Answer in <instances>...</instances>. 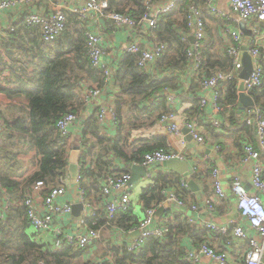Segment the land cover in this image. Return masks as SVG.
Wrapping results in <instances>:
<instances>
[{"label":"trees","instance_id":"trees-1","mask_svg":"<svg viewBox=\"0 0 264 264\" xmlns=\"http://www.w3.org/2000/svg\"><path fill=\"white\" fill-rule=\"evenodd\" d=\"M107 1L108 11L127 13L133 18H138L146 10L144 0ZM160 1L165 0H151L154 3ZM192 4L200 8L206 37L209 40L204 41L201 50L203 63L199 75L191 82L189 89L183 91L184 86L175 70L182 72L188 67L187 49L190 44L187 36L189 31L187 11ZM70 14L78 23L76 15ZM208 21L216 24L214 30L217 32L216 37H219V16L208 11L206 0H178L170 12L159 17L153 29L157 39L165 42L167 47L150 69L140 68L136 64V54L124 53L116 64L117 69L113 74V79L120 87V92L114 100L119 125L130 121L132 126H135L137 121L142 119L141 114L147 113L148 107L152 108L151 110L158 109L157 115L150 121L151 124L159 120L160 116L169 109L166 91H180V98L186 96V93L190 101L198 102L200 93L198 87L202 75L209 76L215 70L225 71L231 68L232 61L227 53L228 45L222 42L218 46L214 45L215 39L208 27ZM227 22L230 23V20L227 19ZM76 23L66 24L64 32L50 42L42 40L37 26H27L24 23L22 28L28 38L23 37L22 28H19L8 30L7 37H1L0 40V48L6 50L10 60L6 61L0 57V93L8 98L23 99L28 106V110L20 116L5 118L7 131L4 140L0 143V182L11 195L8 211L0 220V264H109L104 258L105 253L101 254L102 259L99 261L98 258L87 257L86 249L78 248L73 244L63 243L55 247L49 241L43 242L31 227L25 207L17 203L22 199L27 188L38 180L44 181L47 186L64 185L68 147L66 138L57 131L55 123L63 114L68 112L78 114V110L84 107L81 93L83 80L96 79L98 72L103 83L101 71L90 64L84 30L82 27H76ZM227 35L230 36L228 32ZM9 47L12 49H8ZM262 65L260 85L254 87L250 94L254 102L262 108L264 116V61ZM4 71H7V75L3 73ZM237 96V80L230 79L221 90L220 104L225 109L227 105L235 106ZM153 99L156 102H152ZM147 101H150V104L146 105ZM226 111L224 121L228 119L227 126L234 124L235 129L239 127L238 132L246 131L247 135L253 133L255 136L254 128L246 122H240L234 108ZM198 115H201L199 102L188 110V119ZM223 115H221L220 129L226 125L223 124ZM92 117L85 118L82 123V140H85L88 130L90 132L92 127L95 128ZM108 140L111 141L113 152L128 162H140L145 153L159 148L166 149L160 143L150 146L143 143L133 154L128 155L119 148V142H125L123 136L118 134L114 139L108 138ZM86 141L83 143L85 144ZM120 146L122 147V144ZM22 155H31V160L35 158L37 160L35 170L26 176L22 174L24 170L20 158ZM84 157L85 153L81 152L80 163ZM83 174L82 171L81 177L84 176ZM180 179L181 177L154 176L146 186L142 187L140 197L144 205L149 207L162 203L164 197L161 190L169 187L177 188ZM78 184L84 189L88 199L97 200L100 197V184H91L83 180H79ZM177 191L182 196H186L189 192L184 188ZM2 200L0 193V206ZM187 219V215L182 217L181 213H175V219L166 222L167 233L162 238L147 237L138 250L129 251L125 242L122 245L112 246L115 262L191 264L186 259L185 242L186 238H189L187 235L192 237V243L198 245L206 241L205 235H208V231L198 225L190 224ZM105 221L99 216L87 218L85 223L89 227L96 228L101 227ZM108 222L124 231H129L128 229L135 226L138 221L129 210L118 213Z\"/></svg>","mask_w":264,"mask_h":264},{"label":"built area","instance_id":"built-area-1","mask_svg":"<svg viewBox=\"0 0 264 264\" xmlns=\"http://www.w3.org/2000/svg\"><path fill=\"white\" fill-rule=\"evenodd\" d=\"M38 1L0 0V13L15 11L19 7L28 6L29 11L23 14L22 21L27 26H37L41 38L45 42L56 40L64 32L67 13L75 14L78 26L84 30L90 64L101 71L103 83L106 84L113 81V74L117 68L110 66L107 57L104 58V39L100 32L87 24L88 19L93 15L99 20L107 18L112 20L116 27L125 30L130 35L131 40L126 44L123 51L136 54V64L140 68H148L166 49L167 44L160 40L142 43L141 40L134 39V32L154 29L159 17L170 12L178 0H165L157 3L144 0L146 10L138 18H133L127 13L108 11L107 0H55L49 13L32 9ZM206 7L211 14L230 20L227 32L231 37L227 46V53L231 58L232 66L225 71L215 70L209 76L202 75L198 88L200 92V114L213 128L220 129L223 111V106L220 104L221 90L228 80H238L239 78L241 70L240 49L243 45L246 46L253 60L252 72L245 80V94L251 96L250 91L260 85L263 73L262 61H264V0H229V12L227 11V13L218 8L217 0H206ZM242 25L249 28L248 35L241 30ZM187 26L191 35L194 36V42L187 49L188 69L198 74L203 63L201 50L206 40V32L200 8L195 4L188 8ZM244 38H247V41H244ZM102 92V86L83 88L84 104L94 106L98 123L106 122V116L110 118L111 122H115L114 105L110 102L101 101ZM176 97H178L176 92L166 96L167 103L173 110L168 109L166 113L160 116L159 120L165 123L168 133L180 134L183 126L189 130V134L197 143L206 144V139L196 121L186 119L182 125L176 121L174 112ZM27 110V104L21 102L17 104V109L10 115L7 114L5 107L0 105V143L4 140L7 131L5 118L20 116ZM82 120L80 115L68 112L58 118L55 127L60 135L68 139L73 129H77L78 133L81 134ZM244 122L253 126L255 141L251 138L243 141L242 160L251 162V184L261 195L248 192L243 186L240 176L232 175L230 177V189L236 198L237 220L233 225H230V222L220 225L212 220H204L201 228L207 229V234L210 233V235H205L206 241L195 245L189 239L187 245L185 244L186 259L191 264H203V257L215 264H264V116L262 115V108L255 103L248 109V116L244 118ZM171 159L186 162V157L183 154L159 148L145 153L140 162H136V164L146 168L145 177L149 179L154 176L153 167L155 165ZM197 172L195 165L188 170L189 176L196 175ZM211 177L214 187L213 195L205 196L200 201L192 200L187 195L182 196L177 189L184 188L187 190L189 188L187 178L182 177L177 188L169 187L161 190L164 197L163 201L168 205L177 206L194 213L198 220L202 213L214 214L216 205L224 202L227 196L220 181L219 168H212ZM130 179L131 173L129 171L108 174L100 182V197L97 200H92L87 198L84 189L78 184L79 180H82L78 168L76 184L73 186L77 190V199L68 198L72 192V185L47 186L44 181L38 180L27 188L22 199L17 203L25 207L31 227L43 242L49 241L55 247L68 243L78 248L88 249L97 240H100L101 229L100 227H89L82 218L79 222V225H83L81 230H67L66 222L72 211V204L74 202L80 203L82 214L87 218L101 216L106 221H110L118 213L131 209ZM0 193L3 198L0 206V220H2L11 204V195L1 182ZM159 206L160 204L146 207L136 228L139 230L137 237L124 239L127 241L126 246L129 251L138 250L149 236L162 238L167 233L166 222L157 221L156 212ZM133 233L134 229L128 231V234ZM210 236H229L228 242L226 241L229 246L226 248L214 246ZM244 244L246 245L244 252L239 257L233 258V249ZM105 259L109 264H120L115 262V257L111 254L106 255Z\"/></svg>","mask_w":264,"mask_h":264},{"label":"crops","instance_id":"crops-1","mask_svg":"<svg viewBox=\"0 0 264 264\" xmlns=\"http://www.w3.org/2000/svg\"><path fill=\"white\" fill-rule=\"evenodd\" d=\"M55 0H39L35 5H33V10L43 11L49 13L51 11V7ZM217 6L220 10L229 12V0H217ZM28 6L19 7L15 11H5L0 13V40L1 37L6 38L8 34V30H16L22 28L24 26L22 18L23 14L28 12ZM70 13H67V22H70V25L76 23L74 19L70 16ZM219 16V15H218ZM220 21L224 23H228L227 19L224 17L219 16ZM87 24L91 25L92 29L97 30L101 33L104 39V51L105 55L104 58L107 57V62L110 66L116 68V64L121 60L125 51L124 48L127 43L130 42L129 34L125 32L122 28H118L114 25L113 21L107 18H102L99 20L94 15L91 16ZM225 25V24H224ZM227 25V26H228ZM76 27H78V23H76ZM220 26L218 25V28ZM241 30L249 32V28L247 26H241ZM36 30V29H35ZM218 33L220 34V29H218ZM21 34L23 37L28 38L27 33L22 28ZM39 34V33H38ZM189 44L191 45L192 36L190 31L187 33ZM141 40L142 43H150L157 39L153 29L142 31H135L134 32V39ZM8 41V40H7ZM244 41H247V38H244ZM189 45V46H190ZM11 46V45H9ZM12 47V46H11ZM9 47L8 49H12ZM6 48V47H5ZM7 49V48H6ZM2 51V52H1ZM0 53H2L5 57L6 61H10L9 57L7 56V52L5 49L0 48ZM17 54V53H16ZM154 64V63H153ZM153 64L146 68L150 69ZM30 70V68H28ZM177 74H179L180 82L184 86L183 91L188 90L191 82L195 80L196 76L199 74L195 72H191L188 67L184 68V71L175 70ZM7 75V71L3 72ZM96 79L86 78L81 82V93L83 88H89L92 86H102L103 92L101 96V101L104 103L110 102L114 105L115 97L120 92L119 84L113 79L110 83H101L102 79L101 76L96 73ZM99 76V77H98ZM225 86V84L223 85ZM199 88V87H198ZM224 87H222V90ZM177 93L178 97H176V102L174 106V112L176 114V121L182 125L184 120L188 119V110L192 108V106L198 105L197 100L190 101V97L188 94L185 93L187 96H183L180 98V91H166L167 95L171 93ZM238 97V96H237ZM185 99V100H184ZM153 99L152 102H156ZM23 99L20 98H8L6 95L0 93V105L5 107L7 114L13 113L17 109V104L23 102ZM239 98H237V104L235 106H226L227 108H223L222 115L227 112V109L234 108L237 118L240 122H244V118L248 116V107L244 110H241L239 107ZM25 103V102H24ZM150 104V101L146 102V105ZM255 104V103H254ZM168 105V103H167ZM169 109H172L168 105ZM240 108V109H239ZM152 109V108H151ZM148 107L147 113L141 114L142 119L137 121L135 126H132V122L126 121L125 124H118V120L116 119L115 122H111L110 118L106 116L107 121L104 123H98L95 113V108L92 104H84V107L78 110V115H80L83 120L85 118L94 119L95 128L92 127L91 131H87L85 140H82V135L78 133L77 129H73L70 137L66 139L67 147H68V155L71 152L72 148L76 145L80 148V153L78 156V168L79 174H82V180L85 182H89L91 184H100L101 180H103L108 174L112 172H123L128 170L130 172V165L136 164V161L128 162L123 157L115 154L111 149V141L109 139H114L118 134L123 136L125 142H119V148L128 155L133 154L136 149H138L141 144L145 145H153L155 143H160L161 146L166 147L167 150H171L174 152H178L183 154L186 157V163L188 164V170L195 165L197 167V174H193L189 176L195 181L197 186L196 190H190L186 194L190 199L195 201H200L205 196H211L214 193L213 187V179L211 177L212 168H219L220 170V181L222 183V187L226 193V199L222 203H218L216 205V209L214 214H206L202 213L199 216V220L196 219V215L190 211L183 210L178 208L177 206H171L165 203L164 201L160 206H164L162 213L160 214V218L157 220L160 223L172 221L175 219V213H181L182 217L188 216V222L192 225H198L202 227V222L204 220H212L217 224H225L218 221L219 218L225 216L229 212L232 211L234 207H236V198L235 195L231 192L230 189V177L232 175H239L241 178V182L245 189L250 193H256L259 196L261 195L257 192L251 184L250 178V166L251 162L246 161L244 162L243 159V150L242 144L245 139L251 138L255 141V136L252 133L247 135L246 131H239V127L235 129V125H229V121H224L223 115V124H226L225 127L222 129L211 128L210 123L206 120L203 115L194 116V118H190V120H194L198 123L199 128L201 130L202 135L206 139V144L197 143L189 132L183 131L182 126V133L180 134H171L168 133L166 129L165 123L157 120L151 124L150 121L157 115L158 109L151 110ZM173 110V109H172ZM151 112L152 114H148ZM227 114V113H226ZM149 115V117H148ZM141 126V127H140ZM253 126H251L252 128ZM87 140V141H86ZM86 143L84 144L83 142ZM122 144V147L120 146ZM197 144H199L200 148H197ZM202 149V150H201ZM81 152L85 153V157L81 159V163L79 162ZM22 159V166L24 170L22 174L24 176L33 172L36 168V158L31 160V155L21 156ZM154 176L159 175V177H168V178H175V177H183L178 175L173 169L165 167L163 164H157L153 167ZM153 176V177H154ZM152 177V178H153ZM152 178H146L145 176L139 178L138 180L132 182L129 186V190L131 192L132 197V206H131V214L134 216L135 220L139 222L141 217L143 216L144 210L146 206L144 205L143 201L141 200V191L142 187L145 186V182L148 183L151 181ZM195 178V179H194ZM65 185L69 186L66 182L65 178ZM72 185V192L68 195V198H72L73 200L78 198L77 190ZM238 217V216H237ZM86 222L87 217L83 216L81 210V217L79 220L71 213L68 215V219L66 222L67 230L78 231L82 229V224L79 225L81 219ZM201 220V222H200ZM237 220V218L235 219ZM227 221L226 223L230 222V225H233L235 222ZM138 222L135 226L128 229H134L133 234H128V231H124L122 228L116 226L115 224L105 221V223L100 227L101 229V238L97 240L90 248L86 249L87 257L91 258H98L97 260H101V254L105 253L106 255L111 254L114 256V253L111 251L114 245H122V243L126 242L124 239H133L137 237L136 228ZM86 224V223H85ZM87 225V224H86ZM207 230V229H206ZM208 233V232H207ZM210 235V233L208 234ZM128 237V238H127ZM186 238L185 244L188 240H191L192 237L188 236ZM229 236L223 237H216L210 236L211 242L214 243V246L217 245L221 248H226L229 246L227 244V239ZM217 242H215V241ZM227 241V242H226ZM187 245V244H186ZM246 245H240L233 249L232 257H239L245 250ZM105 255V256H106ZM104 256V258H105ZM108 262V261H107ZM203 264H215L211 262L208 258L203 257L202 259Z\"/></svg>","mask_w":264,"mask_h":264},{"label":"water","instance_id":"water-1","mask_svg":"<svg viewBox=\"0 0 264 264\" xmlns=\"http://www.w3.org/2000/svg\"><path fill=\"white\" fill-rule=\"evenodd\" d=\"M245 34L248 35V32L245 31ZM191 43L194 42V36L190 37ZM240 66L241 70L239 73V78L237 80V92L239 98V107L241 110H244L246 107L251 108L254 105V100L250 95L245 94V80L248 78L253 69V60L245 45L240 49ZM239 108V109H240ZM184 132H188L187 128L183 129ZM80 153V148L78 145L74 146L71 152L68 155V165L66 173V182L69 185L76 184V177L78 175V156ZM165 167L173 169L178 175H181L187 178L188 186L190 190H196L197 186L195 181L189 177L188 173V164L182 160L171 159L162 163ZM131 179L130 182H134L139 178L145 176L146 168L142 165L131 164L130 165ZM164 209V206H159L157 208L156 216L159 217ZM82 205L80 203L74 202L72 204V214L76 217L77 220L81 217ZM238 216L237 207H234L231 212L225 216L218 219L221 223H226L227 221H233ZM136 234H139V230H136Z\"/></svg>","mask_w":264,"mask_h":264},{"label":"rangeland","instance_id":"rangeland-1","mask_svg":"<svg viewBox=\"0 0 264 264\" xmlns=\"http://www.w3.org/2000/svg\"><path fill=\"white\" fill-rule=\"evenodd\" d=\"M216 15V14H215ZM218 16V15H217ZM207 24H208V27H209V29H210V31H211V33L213 34V38L215 39V41H214V45H217L218 46V44L220 43V42H222L223 44H226V45H228V43H229V38H230V36L228 37V35H227V25H228V23H224L223 21H220L219 22V29H220V36L219 37H216L217 36V32H216V30H214L215 29V27H216V24L214 23V22H212V21H208L207 22ZM225 24V25H224ZM207 36V35H206ZM207 39V41L209 40V38L208 37H206ZM220 45V44H219ZM2 50V49H1ZM2 52V51H1ZM0 57H2V58H4L5 56L2 54V53H0ZM197 148L199 149L200 148V146H199V144H197ZM202 150V149H201ZM148 184V181H146L145 182V186Z\"/></svg>","mask_w":264,"mask_h":264}]
</instances>
